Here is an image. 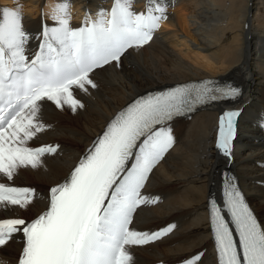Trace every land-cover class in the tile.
<instances>
[{
	"label": "snow or ice",
	"instance_id": "1",
	"mask_svg": "<svg viewBox=\"0 0 264 264\" xmlns=\"http://www.w3.org/2000/svg\"><path fill=\"white\" fill-rule=\"evenodd\" d=\"M133 3L113 0L110 9L95 15L86 9L81 25L73 27L71 0H58L49 14L54 24L43 25L34 52L28 50L32 35L23 26L22 5L0 7V213L27 210L36 201L34 188L12 181L21 168L37 169L45 155L59 150V145L31 146L51 127L43 121V103L74 112L83 108L74 90L96 88L91 78L96 69L114 61L119 66L129 49L149 44L168 19L164 0H146L142 11ZM240 94L237 87L205 79L138 96L109 121L64 182L50 188L45 208L33 219L0 218V247L22 233L16 264H134L133 246L159 240L176 227L132 226L138 208L159 200L142 190L174 145L169 122ZM239 114L226 110L219 118L216 147L226 156ZM209 212L218 264H264V226L232 180H225L223 205L212 200ZM202 255L183 264H198Z\"/></svg>",
	"mask_w": 264,
	"mask_h": 264
},
{
	"label": "bare ground",
	"instance_id": "2",
	"mask_svg": "<svg viewBox=\"0 0 264 264\" xmlns=\"http://www.w3.org/2000/svg\"><path fill=\"white\" fill-rule=\"evenodd\" d=\"M58 0H0V7L22 5L23 26L31 33L29 52L37 50L43 25ZM113 0H71V24L79 27L85 10L93 15L110 9ZM169 22L159 37L140 49L127 51L116 62L97 70V87L74 90L84 107L75 112L43 103V121L51 125L31 146L59 145L45 155L43 166L21 168L12 183L31 187L37 199L27 209L12 208L0 218L33 219L47 204L51 187L64 182L109 121L128 103L147 92L185 82L212 79L241 89L237 102L213 104L188 118L169 123L174 145L153 169L142 190L159 197L136 212L133 227L157 231L176 227L168 235L130 250L134 264H183L203 253L198 264H216L211 254L207 200L215 197L221 172L232 173L250 207L264 226V0H164ZM146 0H134L136 11ZM42 13L44 14L42 17ZM227 109H240L238 133L231 157L215 147L216 124ZM7 182V181H5ZM22 233L0 247V260L16 264L23 247Z\"/></svg>",
	"mask_w": 264,
	"mask_h": 264
}]
</instances>
